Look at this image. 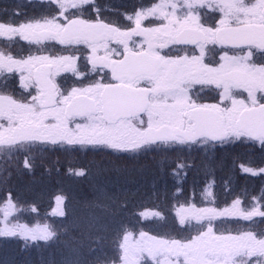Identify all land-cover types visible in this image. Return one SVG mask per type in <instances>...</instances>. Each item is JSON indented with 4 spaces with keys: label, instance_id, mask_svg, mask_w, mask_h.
Returning <instances> with one entry per match:
<instances>
[{
    "label": "flooded vegetation",
    "instance_id": "1",
    "mask_svg": "<svg viewBox=\"0 0 264 264\" xmlns=\"http://www.w3.org/2000/svg\"><path fill=\"white\" fill-rule=\"evenodd\" d=\"M199 1L204 6L182 18L193 19L187 26L157 31L149 20L132 21L139 2L0 0V97L9 101L0 105V139L18 133L21 105L44 127L67 132L126 125L109 147L118 153L264 141L237 127L243 111L264 107V47L239 44L244 34L218 36L223 28L264 27V0L255 21L246 16L248 0L228 13L213 0ZM73 22L101 30L93 38H75V30L63 36ZM233 126L239 137L226 142ZM162 127L176 132L163 142L146 141V131ZM98 137L83 148L107 147ZM9 143L0 145V163Z\"/></svg>",
    "mask_w": 264,
    "mask_h": 264
},
{
    "label": "trees",
    "instance_id": "2",
    "mask_svg": "<svg viewBox=\"0 0 264 264\" xmlns=\"http://www.w3.org/2000/svg\"><path fill=\"white\" fill-rule=\"evenodd\" d=\"M68 149L73 161H68L58 179L48 175L53 167L45 171L40 164L33 181L22 180L17 169L10 176L8 191L18 207L36 206L44 216L53 207L48 205L61 197L63 216L60 223H54L52 237L40 244L0 235V264H115L121 261L120 241L141 232L170 241H192L206 234V226L180 227L173 215L178 207L202 205L199 193L209 187L214 195L217 191L218 196L229 197V192L223 195L224 189L233 183L237 186L232 189L236 190L233 201L238 196L244 203L254 201L264 208V143H229L227 148L207 147L190 154L178 149L169 155L163 154L166 149H146L132 155L104 147L85 152ZM201 151L211 156L205 159ZM133 157L139 160L132 162ZM185 158L193 161L197 170L189 172L188 166L176 170ZM251 160V167L262 171L260 175L241 172L240 167L248 168L247 161ZM223 200L216 202L229 205ZM147 212L161 213L155 223L162 220V226L153 228L154 221L144 223L141 213ZM222 225L231 235L244 232L259 240L264 238L260 218L242 223L223 221Z\"/></svg>",
    "mask_w": 264,
    "mask_h": 264
},
{
    "label": "rangeland",
    "instance_id": "3",
    "mask_svg": "<svg viewBox=\"0 0 264 264\" xmlns=\"http://www.w3.org/2000/svg\"><path fill=\"white\" fill-rule=\"evenodd\" d=\"M213 1L214 8L224 9L225 13H228V11H226L227 9L232 10L229 6H233L235 3H243L242 0ZM262 1L263 0H248L246 7H248L249 10L244 9L247 18L250 17L249 19H254V21L262 18L260 10ZM120 2H129L133 4L136 2L143 3L138 4V6L135 4L138 8H133L135 10L132 11L133 16H131V19L133 22L138 20V23L149 20L150 24L157 28L154 30L157 31L159 29H165L170 25V29L176 28L180 30V28L187 26L190 21H193V19L185 21L182 18L190 17L188 15H190L191 12L198 11L204 6L201 5L200 7L201 3H198L200 2L199 0H116V3ZM262 86L264 85L262 84ZM7 101L8 100L5 98L0 97L1 106L6 105ZM3 110L7 111L6 109ZM19 113L21 126L18 133H11L10 136L0 139V145H8V143L11 142V144L9 143V147L15 151L11 156L9 154L12 149L6 150V152L1 154V159L3 160H1L0 163V235L1 237L7 238H21L25 242L27 241L31 244H40V242H45L52 237L51 235L54 234V223L58 224L61 222L63 216L61 213H63L64 207L63 200L61 197L54 199L53 202L55 204L51 207V211L47 215L46 211L44 216L38 212L35 208L36 206L26 205V207H18L16 201L12 199L14 197L13 194L8 191V180L12 173H15L17 169V172H19L18 175L22 177V180L27 181L29 179H34V177L37 176L35 170L40 164L45 171L53 167V170H51L52 173L50 174L48 171V175H52V177L58 179L61 176V172H63L62 169L66 167L68 161H73L68 155L70 153L68 147L72 149L79 148L80 150H84V152L87 150H98V148H101L100 146L83 148V141H91L94 134L98 133L101 136L98 137V139L109 149L112 138L117 140V138L121 136V132H124V130H126V132L128 131V126H122V124H120L117 127L109 125L106 126V128L100 125H90L86 127L70 128L67 132L68 128L63 129L57 126L53 128H49L48 126L44 127L42 118L38 114H33L29 107L20 105ZM239 134L236 127L229 129L226 142L230 138L239 137ZM77 135H80V137H77ZM21 140L24 141V144H22L21 149L15 150L16 147L13 145L21 142ZM79 140L81 142H79ZM26 143L28 144L26 145ZM136 144L137 143L133 145ZM58 145L62 146L58 147ZM9 147L7 149H9ZM55 147L58 148L55 149ZM172 151L173 149H166L163 151V154L169 155L172 154ZM196 151L198 152V150ZM185 152L190 154L192 150L185 149ZM201 153L204 154L205 159L211 156L209 152L205 154L201 151ZM126 154L132 155L133 153ZM158 155H161V153ZM189 158H185L182 167L180 166L181 164H179L175 169L178 170L188 166V168L190 167L188 170L189 172L197 170L196 166L194 167L193 165L194 162L189 161ZM159 159L163 160L162 158ZM5 160H9L8 163H6ZM138 160V157H133L131 159L132 162ZM131 161L129 162L131 163ZM247 163V167L251 169H246L245 166H241L240 168H242L241 172L243 174L260 175L262 173V171L256 170L260 169L259 167H251V165L254 166L252 160L247 161ZM198 166H200V164ZM261 169H264V167ZM179 181L185 182L180 179ZM206 186L208 188L209 183H207ZM235 186L236 185H233V183L230 184V187L224 189L223 195L229 192V196L231 190ZM251 187L252 186H250V189ZM199 194L201 197L199 200L203 202L202 205L178 207L173 218L178 221L179 218H183L187 215L190 218L186 221L185 226H199L203 224L208 226L205 229L206 234L204 236L189 241V243H185L184 241H170L163 237H155L147 232L135 233L134 235L130 234L125 237L124 240H121L120 243L121 245H125V247H134L135 255L129 256L124 248H122L121 261L115 264H145L147 261L153 264H264V238L259 240L244 232H240L238 236H235V234L231 235L222 228L223 225L221 223L222 220L232 221V219L245 221L249 219L248 216L254 213H264V211L261 210L262 207L255 205L256 202L254 201H250V203L248 202L242 207L239 206L238 203H235L232 207V201L229 202V205H218L216 201L219 202L221 199L227 201L228 197L218 196L217 191L216 195H214L210 187ZM209 210H212L213 214L210 217L204 216V213ZM152 213L153 212H147L145 215H142V221H145L144 223L146 224L151 221H154V223L157 222L155 218L156 216L158 217V215ZM197 220L200 222L197 223ZM160 221L161 222L155 223V225L154 223L151 224V226L154 225L153 228H159L162 226L163 222L162 220ZM214 223H221V225L217 226L219 232L215 234H213V231L209 228V226ZM242 227L243 226H239L240 229H242Z\"/></svg>",
    "mask_w": 264,
    "mask_h": 264
},
{
    "label": "water",
    "instance_id": "4",
    "mask_svg": "<svg viewBox=\"0 0 264 264\" xmlns=\"http://www.w3.org/2000/svg\"><path fill=\"white\" fill-rule=\"evenodd\" d=\"M264 10V9H263ZM264 14V11H263ZM96 25L91 24H77L71 23L67 30L64 33H69L70 30H75V38H93L96 36V31H99V28H95ZM48 34V33H46ZM244 34V38L239 41V44H254L255 46L264 47V27L260 26H245L239 29H227L224 28L219 32L218 36L225 37L227 40L230 36L237 37ZM224 40V41H226ZM224 42L223 40H219ZM228 42V41H227ZM238 121V127L240 130L245 131L253 139H258L264 137V107H259V109H253L249 111H244L241 113ZM166 129L162 130H148L145 134L147 138L152 140L163 139L168 136L170 133ZM209 211L206 215L211 214Z\"/></svg>",
    "mask_w": 264,
    "mask_h": 264
},
{
    "label": "snow or ice",
    "instance_id": "5",
    "mask_svg": "<svg viewBox=\"0 0 264 264\" xmlns=\"http://www.w3.org/2000/svg\"><path fill=\"white\" fill-rule=\"evenodd\" d=\"M181 167H182V165H180ZM62 215H63V213H61ZM152 214H154V215H161L162 216V214L161 213H152ZM141 215H145V213H141ZM253 215H259L260 216V219L262 220V221H264V213H254ZM190 217L189 216H184L183 218H179L178 219V224H179V226L180 227H184L185 226V223H186V221L189 219ZM249 219L251 218V217H248ZM200 221L199 220H197V223H199ZM210 228H211V230L213 231V234H215V230H214V226H209ZM201 235H203V233L201 234ZM185 243H189V242H185ZM121 247L122 248H124V250H125V252L129 255V256H134L135 255V248L134 247H132V246H128V247H125V245H121Z\"/></svg>",
    "mask_w": 264,
    "mask_h": 264
},
{
    "label": "bare ground",
    "instance_id": "6",
    "mask_svg": "<svg viewBox=\"0 0 264 264\" xmlns=\"http://www.w3.org/2000/svg\"><path fill=\"white\" fill-rule=\"evenodd\" d=\"M31 180H34V179H29V180H27V181H31ZM53 204H55V203H54V202L50 203V204L48 205V207H49V206H53Z\"/></svg>",
    "mask_w": 264,
    "mask_h": 264
}]
</instances>
